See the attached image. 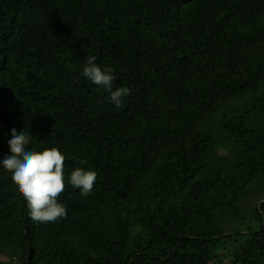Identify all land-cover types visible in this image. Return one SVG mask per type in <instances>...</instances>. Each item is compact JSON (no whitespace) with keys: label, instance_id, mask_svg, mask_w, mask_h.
Returning a JSON list of instances; mask_svg holds the SVG:
<instances>
[{"label":"trees","instance_id":"obj_1","mask_svg":"<svg viewBox=\"0 0 264 264\" xmlns=\"http://www.w3.org/2000/svg\"><path fill=\"white\" fill-rule=\"evenodd\" d=\"M13 128L97 180L36 223L0 165V264H264V0H0V159Z\"/></svg>","mask_w":264,"mask_h":264},{"label":"clouds","instance_id":"obj_2","mask_svg":"<svg viewBox=\"0 0 264 264\" xmlns=\"http://www.w3.org/2000/svg\"><path fill=\"white\" fill-rule=\"evenodd\" d=\"M91 56L82 68V75L102 87L109 96L106 100L117 108L124 106V98L131 95L128 87H113L116 79L111 67L101 68ZM8 140L10 155L0 159V165L11 173L20 195L27 203L30 218L36 223H53L66 217V205L60 197L68 188L79 189L87 197L95 186L97 173L82 167L74 168L66 178L65 155L57 147L29 150L32 137L25 130L17 133L13 128Z\"/></svg>","mask_w":264,"mask_h":264},{"label":"rangeland","instance_id":"obj_3","mask_svg":"<svg viewBox=\"0 0 264 264\" xmlns=\"http://www.w3.org/2000/svg\"><path fill=\"white\" fill-rule=\"evenodd\" d=\"M242 232H246V231L242 230ZM233 237L234 236L228 239L218 241V244H216L214 247V253L216 256H214L213 260L210 261L209 264L228 263L227 260L229 255L227 253L230 252L232 249H234V247H236L243 240L244 235L240 234L236 236L234 240L232 239Z\"/></svg>","mask_w":264,"mask_h":264}]
</instances>
